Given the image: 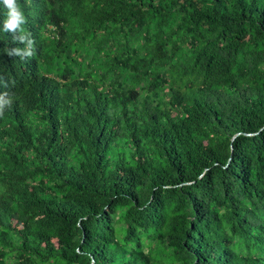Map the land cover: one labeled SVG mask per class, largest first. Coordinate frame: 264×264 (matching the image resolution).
Segmentation results:
<instances>
[{"label": "trees", "instance_id": "obj_1", "mask_svg": "<svg viewBox=\"0 0 264 264\" xmlns=\"http://www.w3.org/2000/svg\"><path fill=\"white\" fill-rule=\"evenodd\" d=\"M0 0V264H264V0Z\"/></svg>", "mask_w": 264, "mask_h": 264}, {"label": "clouds", "instance_id": "obj_2", "mask_svg": "<svg viewBox=\"0 0 264 264\" xmlns=\"http://www.w3.org/2000/svg\"><path fill=\"white\" fill-rule=\"evenodd\" d=\"M8 9L7 19L5 20V30L14 32L17 29L23 31L22 25L25 17L16 0H3ZM14 96L10 90H0V116L7 115L14 108Z\"/></svg>", "mask_w": 264, "mask_h": 264}]
</instances>
